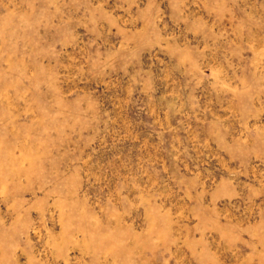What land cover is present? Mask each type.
<instances>
[{"label":"rangeland","instance_id":"rangeland-1","mask_svg":"<svg viewBox=\"0 0 264 264\" xmlns=\"http://www.w3.org/2000/svg\"><path fill=\"white\" fill-rule=\"evenodd\" d=\"M0 264H264V0H0Z\"/></svg>","mask_w":264,"mask_h":264}]
</instances>
